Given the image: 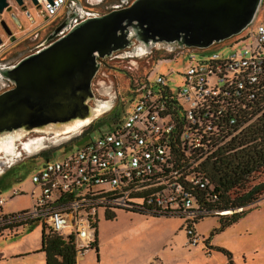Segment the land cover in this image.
<instances>
[{"label":"built area","instance_id":"built-area-1","mask_svg":"<svg viewBox=\"0 0 264 264\" xmlns=\"http://www.w3.org/2000/svg\"><path fill=\"white\" fill-rule=\"evenodd\" d=\"M65 2L36 0V5L51 18ZM211 46L177 45L159 59L185 65L176 86L157 72L136 81L132 106L118 122L35 166L31 207L2 214L0 227L16 223L12 229L22 230L35 221L47 233L71 239L82 255L97 241L99 215L123 210L178 217L188 239L198 243L194 225L221 214L212 206L218 200L215 185L201 166L252 121L239 122L246 114L264 109V22ZM221 46L227 50L217 51ZM4 202L0 197V205Z\"/></svg>","mask_w":264,"mask_h":264},{"label":"rangeland","instance_id":"rangeland-1","mask_svg":"<svg viewBox=\"0 0 264 264\" xmlns=\"http://www.w3.org/2000/svg\"><path fill=\"white\" fill-rule=\"evenodd\" d=\"M97 1L103 3L101 7L97 6L99 11L105 5L118 3V0ZM17 10L11 9L14 13ZM29 10L35 21L18 14L22 27L9 21L5 12L0 14L9 23L12 34V37H7L0 33L1 68L18 63L50 33V20L40 21L36 9L29 7ZM260 22H264V0L249 28L254 29ZM132 40L129 46L114 51L102 58L101 62L98 60L99 67L90 84L93 96L88 102L92 107H96L97 103L104 107L97 117L75 130L29 131L3 140L6 149L0 148V197H4L5 202L0 205V216L18 212L32 204V174L35 166L45 160L47 153L50 157L54 152L56 156H61L118 122L132 106L135 97L130 89L136 81L147 76L153 77L156 72L167 75L172 87L182 79L185 65L181 60L157 63L168 55L169 50L148 53V50H139L143 47L140 41L134 37ZM253 40L254 37L250 36L249 41ZM226 47L221 46L217 51L225 52ZM210 48L212 52L216 51L214 46ZM5 80L0 75V88L6 83L13 84ZM263 180L264 172L256 174L249 185ZM15 190L19 193L10 197ZM245 210L249 211L235 223L220 229L223 219ZM219 212L221 214L208 215L194 225L195 234L199 236L195 245L186 236L184 222L178 217L117 210L114 211L113 220H106L100 214L96 246L87 249L82 255L77 254L76 264H228V257L218 248L230 253L234 264H264V192L244 207ZM40 230L37 224L30 231L0 230V264H41L36 254L8 256L37 245Z\"/></svg>","mask_w":264,"mask_h":264},{"label":"water","instance_id":"water-1","mask_svg":"<svg viewBox=\"0 0 264 264\" xmlns=\"http://www.w3.org/2000/svg\"><path fill=\"white\" fill-rule=\"evenodd\" d=\"M261 3L134 0L127 7L87 18L44 49L0 69V75L14 84L0 93V133L70 119L67 100L74 91L90 88L99 67L97 58L129 46L133 37L206 48L250 26ZM5 8L10 9L7 0H0V14Z\"/></svg>","mask_w":264,"mask_h":264},{"label":"trees","instance_id":"trees-1","mask_svg":"<svg viewBox=\"0 0 264 264\" xmlns=\"http://www.w3.org/2000/svg\"><path fill=\"white\" fill-rule=\"evenodd\" d=\"M249 120L252 121L237 135L221 145L211 159L205 161L201 166L202 171L215 185V191L218 193V200L212 203L215 209L228 210L244 207L264 192V180L252 186L249 185L256 174L264 172L263 107L253 108L239 122H248ZM248 211L235 212L226 217L220 222V229L235 223L241 215ZM114 218V212L105 214L106 220ZM25 224L23 230L27 231H30L33 225H38L35 221ZM15 226L18 225L11 223L0 227V230L12 229ZM95 246L96 241L91 245V248ZM218 250L224 252L228 257V264H234L230 253L223 249L218 248ZM39 251L45 253V264H76L77 262V253L72 240H67L54 232L47 233L44 228L41 229V246L37 252Z\"/></svg>","mask_w":264,"mask_h":264},{"label":"flooded vegetation","instance_id":"flooded-vegetation-1","mask_svg":"<svg viewBox=\"0 0 264 264\" xmlns=\"http://www.w3.org/2000/svg\"><path fill=\"white\" fill-rule=\"evenodd\" d=\"M133 1L134 0H118V3H110L109 5H105L103 10L99 11L97 6L101 7V5H103L102 1H97V0H66L61 12L56 17L50 18V17L43 16L42 11H40V8L38 7V5L32 3L30 0H23L21 5L14 3L10 6V9L5 8L3 10V12L8 14L9 21H11L13 24H15L18 27H22L21 20L18 19V17H19L18 14H23L25 16V18L29 19L30 21H35V19H33L34 18L33 15L31 14V12L29 10V7H33L34 9H36V15L39 16V18L41 19L40 21L50 20L51 30L48 29V31H50V33L47 34L46 37L43 38V40L41 42L36 43L34 45V47H32L30 49L29 54H27V56H29V55L35 54L36 52L40 51L41 49H44L45 47H47L48 45L53 43L55 40H57L58 38L63 36L69 29H71V27H73L77 23H79V22H81L87 18H90V17L100 16V15L106 14V13H108L114 9H120V8L127 7ZM12 8L15 10L18 9L17 10L18 12L14 13L13 11H11ZM2 20L5 22L7 28L10 31V34L7 33L4 26L2 25V23H1ZM9 27H10V25L7 22V20L0 17V33L2 32L5 35H7V37H12L11 30ZM0 39H1V34H0ZM0 44H2V43H0ZM176 46H177V44L175 42L168 43L166 41H155L150 48H145V46H143L139 50H141V49H142V51L148 50L147 51L148 53L149 52L152 53L153 51L162 50V49L170 51L171 49H175ZM98 60L101 62L102 58H97V61ZM0 68H1V66H0ZM2 79L5 80L3 77H2ZM13 87H14L13 84L10 85V84L6 83L3 88H0V93L4 92L6 90H9ZM38 132H41V131H38ZM55 155H57V154L54 152V154L51 157H50L49 153H47L45 156H46V158H52ZM46 158H45V160H46ZM45 160H43L42 162H44Z\"/></svg>","mask_w":264,"mask_h":264},{"label":"bare ground","instance_id":"bare-ground-1","mask_svg":"<svg viewBox=\"0 0 264 264\" xmlns=\"http://www.w3.org/2000/svg\"><path fill=\"white\" fill-rule=\"evenodd\" d=\"M141 45L145 46V48H150L154 41L152 40H140ZM93 94L90 88H82L74 91L70 94L68 108L71 114L70 119H62L58 122L48 123L45 125H35L33 128H18L13 131H5L0 133V148L4 149L5 145L2 144L4 139H8L10 137H16L26 134L29 131H54V132H63L66 130H75L80 125L90 122L97 115H99L100 111L103 110L104 107H101L96 104V107L89 106V101L92 98ZM13 138V140H14ZM10 142V141H9ZM2 149V150H3ZM6 149V148H5Z\"/></svg>","mask_w":264,"mask_h":264},{"label":"crops","instance_id":"crops-1","mask_svg":"<svg viewBox=\"0 0 264 264\" xmlns=\"http://www.w3.org/2000/svg\"><path fill=\"white\" fill-rule=\"evenodd\" d=\"M30 198L32 199V197H30ZM32 201H33V199H32ZM31 205H29L26 208L20 209L19 211L26 210V209L30 208ZM11 213H14V212H11ZM40 246H41V230H40V233H39V243L37 245H35L33 247H29L28 249L22 250L21 252H17L16 254H11V255H8V256L11 258L13 255L16 256V255L23 254L21 256H24V255L25 256H30V255L36 254L40 258V260L42 262L41 264H45V253L44 252H41V251L37 252V250L40 248Z\"/></svg>","mask_w":264,"mask_h":264}]
</instances>
